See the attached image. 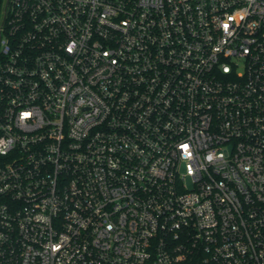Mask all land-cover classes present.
<instances>
[{
    "label": "built area",
    "instance_id": "2783aa9c",
    "mask_svg": "<svg viewBox=\"0 0 264 264\" xmlns=\"http://www.w3.org/2000/svg\"><path fill=\"white\" fill-rule=\"evenodd\" d=\"M0 264H264V0H0Z\"/></svg>",
    "mask_w": 264,
    "mask_h": 264
}]
</instances>
